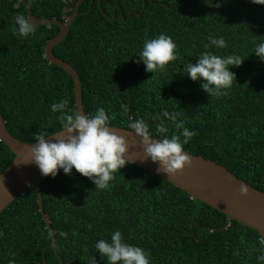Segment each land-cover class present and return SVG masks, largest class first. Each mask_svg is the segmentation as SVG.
I'll list each match as a JSON object with an SVG mask.
<instances>
[{
  "label": "trees",
  "instance_id": "1",
  "mask_svg": "<svg viewBox=\"0 0 264 264\" xmlns=\"http://www.w3.org/2000/svg\"><path fill=\"white\" fill-rule=\"evenodd\" d=\"M77 0H27L64 21ZM119 5V7H116ZM53 48L89 121L210 158L264 192V0H83ZM59 32L0 0V112L34 142L76 119L70 74L44 57ZM14 158L0 141V172ZM63 264H264V238L137 165L70 158L40 184ZM0 264H60L34 185L0 213Z\"/></svg>",
  "mask_w": 264,
  "mask_h": 264
},
{
  "label": "water",
  "instance_id": "2",
  "mask_svg": "<svg viewBox=\"0 0 264 264\" xmlns=\"http://www.w3.org/2000/svg\"><path fill=\"white\" fill-rule=\"evenodd\" d=\"M21 1L26 8L29 25L54 24L59 27V32L45 44L44 57L72 77L76 119L71 125L34 142H24L10 133L0 112V141L14 154L9 165L0 172V213L19 194L34 185L38 208L50 233V246L59 263L63 264L44 211L41 181L53 167L70 158L106 156L142 167L173 183L190 197L223 212L227 222L235 220L256 230L264 238V192L230 172L225 165L192 154L136 128L89 121L76 70L53 52L54 46L68 33L83 0L75 2L72 13L64 21L40 19L33 14L27 0Z\"/></svg>",
  "mask_w": 264,
  "mask_h": 264
}]
</instances>
